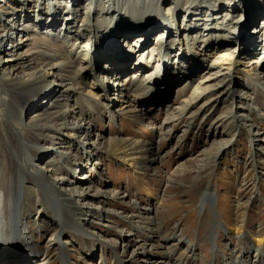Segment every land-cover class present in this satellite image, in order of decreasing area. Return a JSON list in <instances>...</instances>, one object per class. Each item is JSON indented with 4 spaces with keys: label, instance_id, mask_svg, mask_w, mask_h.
Returning a JSON list of instances; mask_svg holds the SVG:
<instances>
[{
    "label": "rangeland",
    "instance_id": "rangeland-1",
    "mask_svg": "<svg viewBox=\"0 0 264 264\" xmlns=\"http://www.w3.org/2000/svg\"><path fill=\"white\" fill-rule=\"evenodd\" d=\"M204 1L195 3L193 0L194 7L202 6ZM244 4L246 0H240L237 9ZM255 5L249 4L246 14L237 12L236 18L229 21L228 25L236 29L233 35H241L236 40L238 44H232L237 50L249 52L242 44L246 33L249 37L255 35V29H249L248 21L249 11ZM32 6L31 11L34 10ZM164 6L161 10L166 8ZM230 9L235 7L224 6L221 13L232 14ZM181 15L180 22L183 19ZM5 19V24L10 25ZM254 19L252 23L257 22L260 27L264 14ZM25 21L19 15L17 29H21L19 25ZM28 21L26 24H32ZM77 25L74 30H78L80 25ZM177 26L178 22L175 29ZM163 27L158 25L150 36L156 39ZM44 30L38 32L45 34ZM21 36L15 34L6 43L5 51L3 48L0 77L6 76L12 66L4 64L5 52H11L10 47L16 45ZM64 37L61 34L59 38ZM132 37L122 38L118 45L130 58L129 72H120L121 78L127 76V79L125 77L121 82L123 86L109 95L121 102L128 98L132 101L141 95L143 99L135 103V109H127H134L139 116L134 120L127 118L128 114L124 113L127 110L122 111L118 106L123 103L116 100L108 102L107 96L95 87L102 81L101 77L109 76L105 71V57L102 54L101 60H96L94 54H86L84 59L88 61L93 78L88 77L86 83H77L79 87H76L83 89L79 93L85 94L84 105L79 107L77 100L81 96L72 93L67 103V121L71 124L82 117L90 123L89 145L93 146L85 148L82 143H71L64 136H56L52 141L56 144V153L53 154L54 149L50 150L48 145L44 148V143H39L37 147H43V153L33 159L27 157L29 164L39 169L55 163L53 167L57 173H48L45 178L61 179L63 184L57 186L59 194L52 191L53 197L49 201L55 202V208L67 209L98 243L91 244L89 249V241H83L87 245L80 244L72 232L60 234V223L49 201L37 186L24 183L20 202L24 205L26 191L29 198L24 207L27 210L21 206L17 217V233L21 237L19 247L23 251L20 254L14 251L10 255L12 258L27 257L32 261L29 264H62L61 243L66 241L69 264H118L117 260L124 264H264V36L258 40L259 53L252 56L243 52V56L235 58L243 64L229 69V72L226 65H218L211 71L202 70L192 78V73L184 76L188 73L184 69L175 76L172 68L178 64L175 62L170 66L169 63L172 59L178 60L186 46L182 47L179 55L175 54L179 50L177 47L170 54H164L163 60H167L166 69L170 75L167 78L169 85L162 91L159 101L153 97L155 103L148 105L142 92L145 87H136L140 84L136 81L128 86L134 78L132 73L138 70L133 72L137 66L132 64L138 62V55L130 52V45L134 43ZM183 37L181 34V39ZM178 39L180 37L173 36L171 40ZM92 41V36H88L78 43L88 45L89 50ZM195 48L199 49L197 45ZM231 48L214 45L207 55L212 62L219 64L228 54L224 50ZM65 50L66 54L72 52L71 48ZM201 50L204 54L206 49L203 47ZM181 62L193 68L195 59H183ZM158 63L155 61L149 66L154 68ZM95 65L100 68L95 69ZM147 72L148 69L137 72V75L146 79L144 74ZM189 82L192 84H187ZM59 90L55 88V94ZM147 93L153 96L150 91ZM49 102L44 95H39L23 111L20 121L23 124L30 122L35 114L33 108L45 109ZM223 115H226L224 121L212 124L213 119ZM16 147L15 143L7 141L5 149L0 148V167ZM95 147L97 153L92 156L90 151ZM72 188L88 195L73 198ZM208 193L213 196L211 201ZM245 247L249 248V254L243 252L247 249ZM0 249V256L7 255L6 252L2 254L3 248Z\"/></svg>",
    "mask_w": 264,
    "mask_h": 264
},
{
    "label": "bare ground",
    "instance_id": "bare-ground-1",
    "mask_svg": "<svg viewBox=\"0 0 264 264\" xmlns=\"http://www.w3.org/2000/svg\"><path fill=\"white\" fill-rule=\"evenodd\" d=\"M203 3L202 6L194 7L193 0H0V65L1 55L4 54L7 48L5 47L6 43L11 41L15 34L17 37L22 34L16 45L10 47L11 52H5L7 58L4 64H12V66L9 67L6 76L0 77V148L5 149L7 141L17 145L15 151L6 157V162L2 160L3 164L0 167V248H3L2 254L4 252L11 254L14 251L20 254L23 251L19 247L21 237L17 233V230H19L17 217L20 207L25 208L24 205L29 197L25 191L24 205H21V186L24 183L37 186L39 192L49 201L52 191L59 194L57 193L59 190L57 186L63 184L60 183L61 179L53 180L49 176L46 177L47 179L45 178L48 173L52 175L57 173L53 167L55 163L48 165V167H51L50 169H47L48 167L39 169L38 166L29 164L27 157L37 158L43 153V147L42 150L37 145L44 143V148L48 145L47 147L52 150L56 145L52 142L56 136H64L71 143H82L85 148L93 146V144L89 145L90 123L82 117L71 124L67 121L69 115V105L67 103L72 93L81 96L77 100L79 107L84 105L82 101L85 94L79 93L83 89L77 88L79 87L77 83H86L85 80L88 77L93 78L92 71L87 66L88 61L84 59L86 54H94L95 57H93L96 60H99L100 56L104 54L105 71L109 72V76L108 78L101 77L102 81L97 82L95 87L102 95L107 96L108 102L115 101L116 99L110 96L111 92L123 86L121 82L125 77L127 79V76L121 78L120 72H126L127 70L129 72L127 65L130 60L125 55V50H122V47L118 45L121 43L122 38L131 39L133 36L134 43L130 45V52L138 55L136 59L138 62L132 64L134 67L137 66L135 68L138 70L132 73L134 78L129 81L128 86L136 81L140 83H137L138 86L136 87H140L139 85L145 87V89L142 88V92L145 94V104L148 105L149 103L154 104L155 99L160 100L162 91L168 88L169 81L161 83L149 77L142 79L143 76L138 77L137 74L141 71L145 72L149 69V64L158 61L159 63L154 68L169 79L170 75L166 69L167 62L164 63L163 60V51L170 54L177 47L179 50L177 49L178 52L175 54L179 55L182 47L186 46L180 58L176 61L172 59L169 64L171 66L177 62L178 65L172 68L175 76L179 70L184 69L188 71L184 76L186 77L192 73L191 78L198 75L202 70L209 69L211 71L218 65L219 67L220 65H226V70L229 72V69H234L237 65L243 64L241 61H235L237 56H243L244 53L253 56L259 53L257 52L259 50L258 40L259 37L264 36V20L261 22L260 27L259 24L257 26V22L253 24L252 21H255L254 18L257 19L258 15L263 16L264 0H256V2L255 0H246V4L240 9H237L240 0H206ZM253 3L256 5L249 11L248 21L249 29L254 27L253 33L255 35L249 37V33H246L242 47L249 52H245L241 49H235L237 47L232 45L238 44L236 40L240 39L241 35L235 37L233 34L236 29L228 24L229 21L236 18L235 13L242 12L246 14L249 4ZM31 5L34 6L32 11ZM163 6L166 7L164 12L163 8L161 10ZM224 6L228 8L235 7V9H230L233 10L232 14L223 15L224 12L221 13V9ZM194 8L196 11H192ZM181 14L183 19L180 22L179 15ZM19 15L27 22L30 20L32 24H26L25 21L19 25L21 29H17L16 21ZM3 18H6L5 20L10 22V25L5 24ZM216 20H218V23L213 25ZM176 22H178V28L175 29ZM77 23L80 26L78 30H74ZM158 25L165 27L160 29L157 34L159 36L153 39L150 34L154 33L153 31ZM39 30H44L46 33L43 34L42 32L41 34L38 32ZM61 34L65 36L64 39L59 38ZM181 34H184L183 39H181ZM88 36H92L93 39L89 50H87L88 45L84 44L85 46H83L81 45L83 42L78 43V40H84ZM173 36L176 38L178 36L180 39L173 41L171 40ZM196 45L199 49L195 48ZM214 45L217 48L232 47L231 50H224L228 54L219 64L216 61L212 62L209 55H207L211 53L213 49L210 48ZM203 47L206 49L204 54L201 50ZM3 48L4 51L2 52ZM65 48H71L72 52L66 54ZM140 56L143 58H140ZM201 57L202 59L199 60ZM183 59H195L194 67L189 68V64L188 67L185 66L181 62ZM98 64L100 63L98 62ZM92 66H94V63ZM96 68L99 69L100 66L97 65L96 67L95 65ZM254 69L256 70V68ZM144 75H147V73ZM252 76H255V74H252ZM49 79L52 80L49 81ZM104 79L108 82H105ZM57 87L60 89L58 94L62 92L61 95L55 94V88L57 89ZM148 91L153 96H150L147 93ZM91 94L93 96L97 95ZM39 95H44V98H48L50 102L45 109L42 107L39 109L33 108L35 114L31 115L30 122L23 124L20 121L23 117V111L31 102L36 101ZM126 95H128V92ZM231 95L234 96V93H231ZM142 99L141 95H138L132 101L129 98L125 102L116 101L117 103H123L118 105L120 110L123 111L134 108L135 103L140 102ZM162 99L164 100V98ZM134 109L124 112L128 114L127 118L134 120L139 116ZM240 117L242 118V116ZM225 118L226 115L219 116L216 120L211 118L213 119L212 124L215 121L216 123L224 121ZM24 151L26 152L21 158ZM55 151L54 149L53 154L56 153ZM90 153L92 156L96 155L97 148L92 149ZM68 170L71 171V168H68ZM45 180H49V182ZM70 191L73 198H83L88 195L82 192L79 193L80 189L78 188H72ZM63 195L65 194H61V196ZM212 198V194L208 193V199L211 201ZM49 203L60 223V234L68 231L72 232L80 244L87 245L83 241H89L88 247L86 246L89 249L92 248L91 244L98 243L90 233L83 230L81 224L70 216L67 209L63 207L55 208L56 204L53 201H49ZM25 209L27 210V208ZM66 245H68L66 241L61 243L62 264H69ZM100 245L104 246L101 242ZM249 251V248L246 251L243 249L246 254H249ZM14 259L21 260L18 257H14ZM0 261L2 262L3 259L0 258ZM116 262L124 264L121 260Z\"/></svg>",
    "mask_w": 264,
    "mask_h": 264
}]
</instances>
